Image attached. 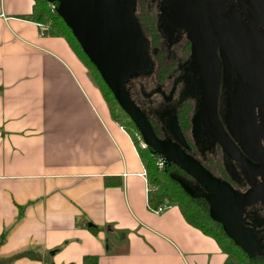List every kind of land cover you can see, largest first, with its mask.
<instances>
[{
  "label": "crops",
  "instance_id": "obj_1",
  "mask_svg": "<svg viewBox=\"0 0 264 264\" xmlns=\"http://www.w3.org/2000/svg\"><path fill=\"white\" fill-rule=\"evenodd\" d=\"M0 0V258L12 264H236L175 206L147 208L129 135L65 39ZM84 224L97 230L91 233Z\"/></svg>",
  "mask_w": 264,
  "mask_h": 264
},
{
  "label": "water",
  "instance_id": "obj_2",
  "mask_svg": "<svg viewBox=\"0 0 264 264\" xmlns=\"http://www.w3.org/2000/svg\"><path fill=\"white\" fill-rule=\"evenodd\" d=\"M44 1L56 5L57 16L98 73L118 108L133 125L143 145L169 159L195 184L210 193L215 202V213L223 211L234 223L245 208L259 202L264 208V148L260 145V139L264 143V91L258 94L252 91L244 97L235 95L229 106L227 134L217 115L220 63L215 55V46L209 44L210 35L203 25L199 24L201 28H198L196 23L200 22L197 19L192 22L188 19L181 9V0H172V11L186 31L199 73L201 125L205 135L222 153L242 171L261 179L245 192L236 191L227 182L211 175L173 141L157 138L147 118L124 91V80L132 73H144L150 65L144 36L127 0ZM250 100L258 105L257 125L255 117L248 111ZM197 129L195 126V131ZM170 133L177 143H183L174 122L170 123ZM208 213L221 225L223 232L247 253L237 241L242 237L237 231L239 226L232 224L228 230L222 219H216L209 209Z\"/></svg>",
  "mask_w": 264,
  "mask_h": 264
},
{
  "label": "flooded vegetation",
  "instance_id": "obj_3",
  "mask_svg": "<svg viewBox=\"0 0 264 264\" xmlns=\"http://www.w3.org/2000/svg\"><path fill=\"white\" fill-rule=\"evenodd\" d=\"M181 4V9L187 14L188 19L191 22L197 19L200 23H196V27L201 28L199 24H202L208 35H210V38L208 37L209 44L215 46V55L220 63L217 115L223 129L228 134L226 122L230 114L229 106L235 95L238 94L244 97L252 91L256 94L264 91V0H181ZM197 15L200 16L199 19ZM156 24L157 27L168 31L172 38L181 41L182 45L179 53L182 56L184 55L183 58L185 60L187 56L189 58V63L185 62L184 64L185 71L178 75L179 80L173 82L169 93L172 95L175 91L174 85L182 82L183 86L178 92L182 91L183 94H186L184 100L195 107V114L191 117L193 120L196 115H200L199 73L195 67L186 31L172 11V0H166V9L162 8L160 10ZM159 54V50L151 52L155 60L158 59L157 55ZM191 95L195 97L194 101L189 99ZM166 100L167 98H164L165 103L167 102ZM248 107V111L255 117L257 125L259 121L258 105L253 100H250ZM158 135L157 138L163 139L160 134ZM167 135L171 141L176 143L171 133ZM196 136L199 141L202 138L204 144L208 147L209 141H211L210 138L206 135L201 137L196 134ZM200 144L202 145L201 142ZM260 145L261 148H264V143L261 139ZM214 147L218 148L216 145ZM180 148L183 150L188 149L187 147ZM222 155L227 157V163L222 164V167L235 186L243 183L245 192L260 182V178L245 173L231 158L224 153ZM221 178L223 181H228V183L232 184L229 178ZM234 189L238 191L236 187ZM256 217L258 218L259 216ZM259 219L261 220L262 218ZM250 220L252 221V219ZM251 227H253L250 230L252 237L254 229H258L253 224H251ZM258 231L261 239L264 238V228H260ZM262 244L264 245V239H262Z\"/></svg>",
  "mask_w": 264,
  "mask_h": 264
},
{
  "label": "trees",
  "instance_id": "obj_4",
  "mask_svg": "<svg viewBox=\"0 0 264 264\" xmlns=\"http://www.w3.org/2000/svg\"><path fill=\"white\" fill-rule=\"evenodd\" d=\"M51 5H55V4L48 3L44 0H33L30 20L39 25L45 26L50 31L54 32L56 35L65 39L71 50L74 52L77 58L83 63L85 69H87L90 75L92 74L93 77L96 79L95 81V79L90 78L93 85H95V87L98 88L100 95L106 105L110 118L113 121H115L114 119L116 118L111 117L112 105L116 106L117 108L118 106L114 102L110 92L102 83L96 70L93 68V66L88 62L86 57L81 52L76 41L71 36L69 30L64 26L60 18L57 16L56 12L51 10ZM160 7L161 9L162 8L166 9V0H160ZM153 25L150 22H148V25L146 23V30L150 34L149 36H150L151 52H155L157 50L156 47L157 39H156V35L153 33ZM161 57L157 55L158 58L157 63L159 66V70L157 72L158 74H156L155 76H156V81L158 83H162L167 77V75H169L168 73L172 69V64H165L161 60ZM149 68L145 72H147ZM178 80L179 77L176 76L173 82H176ZM107 96L109 97L108 100L106 99ZM178 96H179L178 101L176 102L167 101L166 104L154 110L153 111L154 116L157 122L162 126L166 134L170 133V123L171 122L175 123V125L178 128L181 139L183 141L182 144L176 142L179 147H183V148L187 147L189 150L192 148L196 151L201 150L200 141L196 139L197 136H195L190 143L188 142V140L185 138L184 135L186 130H189L191 128L190 118L192 117V115L195 114V107H193L190 102L184 100L186 98V94H183L182 91L178 93ZM130 100L133 102L134 105L138 107L136 101L132 99ZM119 111L121 112L120 109ZM124 117L127 121V124L133 128L134 130L133 135L137 133L133 125L127 119V117L126 116ZM147 120L149 121L155 135L158 137L159 131L157 129V126H154L153 123L150 121V119L147 118ZM116 123L119 125L118 122ZM119 126L122 127L121 125ZM125 132L127 133V131ZM133 135L129 137L133 145L135 146V143L137 144V140ZM135 148L137 150L139 160L143 166L145 173V179L148 188V192H147L148 210L157 208L158 206L164 203H168L169 205L175 206L180 212L184 221L189 226L197 229L205 236H208L211 239H213L217 244V246L220 248V250L224 254L229 256L236 264H264L263 255H259V254L250 255L245 251H243L223 232L221 225L212 218H210L208 213V206L205 200L197 196L196 195L197 192H191L190 189L184 186L182 181L179 179L178 175L183 174L187 176L181 169L174 166L172 163L165 164L163 168L159 169L156 166V157L153 154H151L148 150H141V149L139 150L137 149L136 146ZM183 151L186 154H188L186 150ZM190 157L193 158L195 161H197L193 156ZM226 158L227 157H225L223 164L227 163ZM197 162L201 164L207 171L210 172L208 167H206L203 163L199 161ZM211 175L213 174L211 173ZM84 227L87 228V230H89L93 234L97 230L96 228L86 224H84ZM253 236H252V240L254 244L256 243L260 249L263 248L264 245L262 244V239L264 238L261 239L259 231L254 229ZM3 242H4V236H1L0 246L3 244ZM20 258L39 260V255L29 250L19 251L6 258H0V264H12L13 261ZM46 263L50 264L49 261H46ZM81 264H96V259L94 257L86 256L82 259Z\"/></svg>",
  "mask_w": 264,
  "mask_h": 264
},
{
  "label": "rangeland",
  "instance_id": "obj_5",
  "mask_svg": "<svg viewBox=\"0 0 264 264\" xmlns=\"http://www.w3.org/2000/svg\"><path fill=\"white\" fill-rule=\"evenodd\" d=\"M133 14L135 15L139 27L142 30L143 36L145 38V44H146V51L150 57V68L147 72L136 74L132 73L129 75L123 82V89L126 91L127 95L130 99L137 102V105L139 107V110L143 113L145 117L150 119V121L153 123L154 126H157V129L159 131V134L161 138L171 140L170 137L165 133L162 126L157 122L153 111L157 108H160L162 105L166 104L164 101V98L168 99L166 101L169 102H176L179 99L178 96V90H180L183 86L182 82L176 83L175 91L171 95L169 92L171 90V86L173 84V80L176 76H178L180 73H183L185 71L184 64L189 63V58L187 56V59L185 60L182 55H180V46L182 45L181 41L176 40V38H172L168 31L157 27V20L160 13V0H127ZM148 22H150L153 25V33L156 35L157 39V50H159L161 57V60L165 64H172V69L168 73L167 77L162 83H158L156 81V74H158V66H157V60L151 55V45H150V34L146 30V23L148 25ZM186 58V57H185ZM238 64V63H237ZM236 64V65H237ZM236 69V68H235ZM237 70V69H236ZM85 72L88 76V78H93V75L89 73L87 69H85ZM90 75V76H89ZM96 81V79H95ZM98 89V88H97ZM99 91V90H98ZM100 93V92H99ZM194 98L192 95L189 97L191 101H194ZM107 100L109 97L107 96ZM196 101V99H195ZM125 115L119 111V109L116 106L112 105V118L116 122L119 123V125L122 126V128L127 131L129 136L133 135V128L127 124V121L124 117ZM190 129L186 130L185 132V138L188 140V142L191 143L192 139L196 136V134H199L201 137L204 136V130L201 125V118L200 115H196L194 119L192 120L190 118ZM195 126L198 127L197 131H195ZM197 132V133H196ZM134 136V135H133ZM201 139V150H194V149H187L186 152L193 156L197 161L203 163L210 172L213 174L214 177L223 180L221 177L229 178L227 174L225 173L222 164L225 160V156H223L222 152L219 148H215L213 142L209 141L208 147L204 144L202 138ZM135 146L137 149L138 143H135ZM213 147V148H212ZM140 150V149H139ZM218 168V169H217ZM237 170V169H236ZM179 179L182 181L184 186L190 189L191 192H197V196L201 197L205 202L208 204V209L210 213L215 216L216 219H222V221L225 222L227 229H230V226L232 224H236L239 226L238 232H240V236L246 237L248 240H245L242 237L237 238V241L241 243L242 246H244L247 250V253L250 255H263L264 256V248H259L257 244L253 242L250 230L253 229L251 227V224L255 226L256 229L264 228V209L261 203H257L253 206L247 207L244 209V212L240 214V217L237 221L230 222L229 218L224 214L223 211L219 210L218 214L215 213V202L212 199V195L210 193L206 192L204 189L199 187L197 184H195L190 178H188L185 175H178ZM240 177V175H239ZM232 182L231 178H229ZM228 183V181H225ZM231 187H236V189L239 192H244L245 186L243 183H239L236 186L232 182V184L228 183ZM233 187V188H234ZM256 216H259L258 218ZM259 218H262L261 220ZM252 219V221L250 220Z\"/></svg>",
  "mask_w": 264,
  "mask_h": 264
},
{
  "label": "built area",
  "instance_id": "obj_6",
  "mask_svg": "<svg viewBox=\"0 0 264 264\" xmlns=\"http://www.w3.org/2000/svg\"><path fill=\"white\" fill-rule=\"evenodd\" d=\"M51 10L56 12V5H51ZM39 27H41V31H45L46 27L43 25H39ZM135 139L137 140L138 143V147L141 150H148L151 154H153L156 157V166L157 168H163L165 164L170 163L169 159H167L166 157L160 155L157 151L154 150H150L148 148L145 147V145H143V143L141 142L140 136L138 135V133L134 134ZM143 177L145 176V173L143 171L142 173ZM147 192H148V188H147ZM170 208V205L168 203H164L160 206H158L157 208L154 209H149V211L153 214H160L161 212L167 210Z\"/></svg>",
  "mask_w": 264,
  "mask_h": 264
}]
</instances>
